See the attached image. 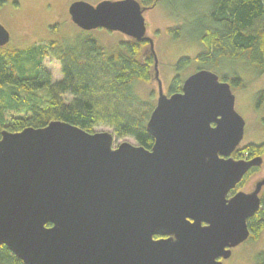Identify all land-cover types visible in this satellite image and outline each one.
Masks as SVG:
<instances>
[{"label": "water", "instance_id": "water-1", "mask_svg": "<svg viewBox=\"0 0 264 264\" xmlns=\"http://www.w3.org/2000/svg\"><path fill=\"white\" fill-rule=\"evenodd\" d=\"M146 9L76 0L68 13L84 31L149 44L158 85L150 149L60 120L1 134L0 244L23 264H222L250 236L264 178L228 194L262 157L231 156L245 128L231 85L198 69L163 93ZM9 40L0 23V46Z\"/></svg>", "mask_w": 264, "mask_h": 264}, {"label": "trees", "instance_id": "trees-1", "mask_svg": "<svg viewBox=\"0 0 264 264\" xmlns=\"http://www.w3.org/2000/svg\"><path fill=\"white\" fill-rule=\"evenodd\" d=\"M138 1L148 8L161 0ZM196 2L187 9L191 18L167 28L166 32L173 38L187 34L188 40L200 42L202 49L195 56L198 69L213 71L229 66L231 70L220 79L228 82L232 89L245 85L233 68L236 61L263 73L264 0ZM2 4L0 0V6ZM6 45L0 46V138L4 130L40 128L52 120H60L88 132L105 124L113 128L117 138L132 137L137 144L151 148L153 138L146 131V123L154 106L135 89L137 82L154 78V57L150 50L146 54L143 50L146 42L121 40L107 49L92 34L80 33L72 40L54 39L24 48ZM46 56L59 61L61 80L54 81L50 72L42 67ZM190 61V57H181L175 69L179 71ZM41 90L44 94L36 96ZM179 91L181 81L175 75L168 93ZM254 106L256 109L264 107V89L255 94ZM263 150V143H248L238 147L231 156L249 159ZM263 205L264 196L261 207ZM248 226L250 235L257 237L264 227L263 208L248 220ZM0 264L23 262L0 244ZM254 264H264V249L255 254Z\"/></svg>", "mask_w": 264, "mask_h": 264}, {"label": "rangeland", "instance_id": "rangeland-1", "mask_svg": "<svg viewBox=\"0 0 264 264\" xmlns=\"http://www.w3.org/2000/svg\"><path fill=\"white\" fill-rule=\"evenodd\" d=\"M73 1L76 0H3L0 6V23L11 33L10 41L6 46L24 48L34 43H45L58 36L72 40L77 34L88 33L82 31L70 18L68 6ZM83 1L96 5L101 0ZM196 3V0H161L143 12L146 35L153 39L157 56L158 78L161 81L163 93L167 95H169L171 79L175 75L180 78L182 87L183 80L199 67L195 56L202 49L200 42L196 39L188 40L187 34L185 37L173 38L166 32L167 28L181 25L184 19H190L187 9L190 10ZM90 34L107 49H112L121 40L130 39L122 32L104 28L93 29ZM143 50L145 54L149 52L147 42ZM181 57H190L191 61L177 71L175 65ZM42 67L50 72L54 81L62 79L61 65L56 58L44 57ZM233 68L245 83L242 88L232 89L235 95V110L245 120L244 136L238 147L248 143L264 144V107L256 109L254 106L255 94L264 89V72L258 73L241 61H236ZM228 69L231 70L229 66H226L213 71L220 77L226 74ZM135 89L143 99L155 105L158 96L155 78L149 82H137ZM19 94L24 95L20 91ZM43 94L41 90L36 96L40 97ZM93 131L111 132L114 136L113 146L124 141L137 144L132 137L117 138L113 128L105 124L95 126ZM260 156L261 164L255 167V171L247 172L234 188L235 190L250 191L258 180L264 178V150ZM232 191L228 196L232 195ZM261 208L264 209V205ZM262 249H264V227L257 237L251 234L247 240L233 247L231 255L222 260V264H254L255 254Z\"/></svg>", "mask_w": 264, "mask_h": 264}, {"label": "flooded vegetation", "instance_id": "flooded-vegetation-1", "mask_svg": "<svg viewBox=\"0 0 264 264\" xmlns=\"http://www.w3.org/2000/svg\"><path fill=\"white\" fill-rule=\"evenodd\" d=\"M8 30V29H7ZM82 30V29H81ZM82 31H84V30H82ZM90 31H92V30H90ZM90 31H86V32H88V33H90ZM9 34H10V38H11V33L9 32ZM60 35H62V34H60ZM62 37H60V36H58V38H55V40H59V39H61ZM51 40H54V39H51ZM10 41V40H9ZM9 43V42H8ZM250 159V158H249ZM256 169H255V167H253V168H251V170H249V172H252V171H255ZM248 172V173H249ZM259 181V180H258ZM257 181V182H258ZM256 182V183H257ZM255 183V184H256ZM255 184H254V186H255ZM237 186V185H236ZM236 188V187H235ZM233 190V191H232ZM231 191H232V195L235 193V192H237V191H239V190H235V189H232ZM253 189H251L250 191H252ZM248 192V191H247ZM230 193V192H229ZM259 196H260V202H261V198L264 196V185L262 186V188H261V191H260V193H259ZM260 205H261V203H260ZM158 238V237H157ZM222 260H224V259H221V261Z\"/></svg>", "mask_w": 264, "mask_h": 264}]
</instances>
